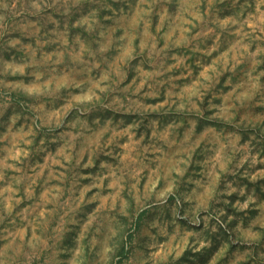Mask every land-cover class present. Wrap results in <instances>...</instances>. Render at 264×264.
<instances>
[{
	"label": "clouds",
	"instance_id": "clouds-1",
	"mask_svg": "<svg viewBox=\"0 0 264 264\" xmlns=\"http://www.w3.org/2000/svg\"><path fill=\"white\" fill-rule=\"evenodd\" d=\"M0 264H264V0H0Z\"/></svg>",
	"mask_w": 264,
	"mask_h": 264
}]
</instances>
